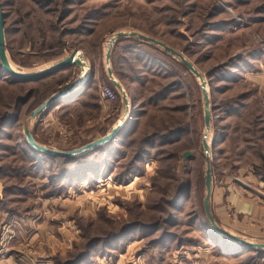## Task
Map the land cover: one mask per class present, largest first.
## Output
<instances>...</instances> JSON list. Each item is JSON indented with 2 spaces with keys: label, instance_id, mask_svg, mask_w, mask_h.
<instances>
[{
  "label": "rangeland",
  "instance_id": "1",
  "mask_svg": "<svg viewBox=\"0 0 264 264\" xmlns=\"http://www.w3.org/2000/svg\"><path fill=\"white\" fill-rule=\"evenodd\" d=\"M38 1L0 0L10 67L29 73L77 52L86 68L81 76V69L71 65L38 81L13 84L14 88L6 86L5 73L1 74L0 118L4 113H17L6 89H34L38 97L19 107V121L5 128L8 136L0 133V258L11 264H65L99 239L88 252L87 264H264V253L261 258L254 252L242 253L238 244L217 235L206 222L202 205L206 170L202 141L206 131L199 81L157 46L154 53L146 50L153 60L151 66L134 58H129L131 65L124 59L116 64L115 52L109 67L116 64V74L127 73L125 79L118 77L122 84L114 77L130 104L124 116L121 93L105 72L106 51L119 32L139 30L182 53L207 82L211 113L206 142L213 189L232 183L238 191L261 199L264 53L260 52L264 51V19H250L264 17V0ZM225 64L231 67L224 68ZM129 65L138 71L130 72ZM99 70L105 80L102 87L114 91L116 100L102 102L101 112L98 89L92 86L78 104L64 106L41 123L38 117L28 119L26 125L36 143L54 150L78 149L108 134L115 125L124 124L127 117L131 119L132 109L139 107L144 115L133 119L138 118L140 125L137 130L133 125L115 141L118 154L108 156L110 169L106 174L98 160L100 168L84 178L67 184L56 176L44 186L41 177H32L29 157L26 160L22 155L21 120L57 92L60 79L66 82L74 78L75 82L80 76L87 79L90 74L92 78ZM142 72L148 73L147 78H135ZM211 72L213 75L207 77ZM176 81L178 89L170 90L159 103H151L161 86L169 87ZM169 129L180 130L175 134L178 141L158 147L156 140L140 162L130 165L140 137ZM109 149L114 150L113 146ZM185 152L192 157L183 159ZM57 166L47 163L44 170L51 175ZM23 173L25 177H21ZM186 181L189 192L177 209L170 210L176 222L170 227L160 201H172L176 187ZM156 222L161 224L158 231H151ZM132 224L137 226L125 232L127 236L121 241L111 238ZM224 228L242 240L264 244L235 235L245 236L242 224ZM162 231L175 234L176 239L152 245Z\"/></svg>",
  "mask_w": 264,
  "mask_h": 264
},
{
  "label": "trees",
  "instance_id": "2",
  "mask_svg": "<svg viewBox=\"0 0 264 264\" xmlns=\"http://www.w3.org/2000/svg\"><path fill=\"white\" fill-rule=\"evenodd\" d=\"M38 1V0H37ZM40 5H44L43 1H38ZM69 10V8L67 9ZM68 11H66L65 13H63V15L58 19H62V17L67 14ZM139 41V40H138ZM134 42V39L132 40V44ZM135 43H143L145 44V47L147 48L148 51H152V53L156 52L155 49H159L156 46L147 43V42H135ZM116 45H114L115 47ZM133 46V45H131ZM165 53H167L166 51H163ZM260 53H264V51H261ZM168 54V53H167ZM169 55V54H168ZM170 58L174 59L176 62H179V64L184 68V70L186 71V73H190L187 68L185 67V65L179 60H177V58L172 57L171 55H169ZM126 59V58H125ZM245 64L247 67H250V62H248L247 60L245 61ZM145 64V62L143 63ZM150 64V63H149ZM149 64H145V65H149ZM152 64V62H151ZM151 66V65H149ZM226 67H231L230 65L225 64L224 68ZM222 68V67H221ZM220 68V69H221ZM64 70V69H63ZM62 71V70H61ZM60 72V71H59ZM5 73L0 65V77L2 76L1 74ZM57 73V72H56ZM112 73L115 76V70H112ZM55 74V73H54ZM6 75V74H5ZM53 75V74H51ZM117 75V74H116ZM191 75V73H190ZM212 72L208 74L207 77L212 76ZM7 76V75H6ZM8 79H11L14 83H26V82H30V81H23V80H19V79H15V78H11L9 76H7ZM117 77V76H116ZM229 80H231L232 78V72H229ZM2 78V77H1ZM118 78V77H117ZM41 80V79H39ZM228 80V79H227ZM38 81V80H36ZM62 85V84H61ZM169 87H167V85L165 86H161L158 90V92L156 93V97L153 99H151V103L153 104H157L159 103L166 95V93H168L170 90H176L179 87V83L176 81L174 83H171L170 85H168ZM211 86V84H210ZM87 87V84L82 86L81 88H79L75 93L71 94L70 96H68L65 101L70 100V98L75 97L77 94H79L82 91H85V88ZM173 87V88H172ZM59 90V88H58ZM37 92L35 91H31L29 92L27 95H24L21 99L20 98H16L15 100V108L13 109V112L17 111L16 114L14 113H4L5 115H3V117L1 116L0 118V133L2 134H6L8 136V133L5 131V128L9 129L10 125L13 124L14 122H18L19 120V107H22L24 104H26L27 101L31 100L32 98H34V101L36 100V96ZM40 103H38L39 105ZM132 104V103H131ZM18 109V110H17ZM133 112V109H132ZM133 116V113H131ZM38 117V116H37ZM180 130L177 129H169V130H165V132H155L154 134H149V135H144L142 137H140L141 139L138 141V152L136 153V155L133 157L132 161L130 162V165H134L137 162H140L143 157L145 155H147L150 152V149H152V147L155 145L154 142L157 140V144L158 147H162L164 144H172L176 141H178V137L177 133ZM126 133V131L124 130H120L116 136L114 137V139H112L110 142L101 145L95 149H92L90 151H87L79 156H74V157H58V156H51V155H47L38 151H35L34 149L30 148L25 140L23 139V143L24 145H21L22 151L24 154H22L26 160H28L27 157H29V172L32 173V177H41V183L44 186H49L50 183H52V181H54L56 179V176H58V181H66L67 184H70L72 181H76L78 178H84L88 173H94V170H96L97 168H100V166L98 165V160L102 162V165L104 166V173L106 174L108 172V170L110 169V164H109V159L108 156H115L118 154V149L116 147V145H113L115 143V141H119L120 137H122L124 134ZM176 134V136H175ZM105 136V135H104ZM1 142V141H0ZM1 144V143H0ZM18 146H20L21 142H17ZM23 146V147H22ZM113 146L114 150H110L109 147ZM2 146L0 145V149ZM33 153V156H32ZM117 153V154H116ZM104 154V155H102ZM29 155V156H28ZM101 156H103L102 159ZM101 158V159H100ZM97 160V161H96ZM56 163L58 166L56 167V169L54 170V172L49 173L51 175H47L48 172H46L47 170H44L46 168V164L49 163ZM97 162V163H96ZM49 171V170H48ZM101 172V169H100ZM26 173L21 174V177H25ZM88 176V175H87ZM61 187L64 185H60ZM189 183L188 181L181 183L180 185H178L175 189L177 195L175 196V198L172 201H163L161 200L160 203L164 205V208H162L164 214L167 215V220L165 221L167 225H169L170 227H173L176 222L173 219V215L171 214L172 209H177L178 208V204L180 202V200L185 199L186 195L189 192ZM11 192V191H10ZM6 209V208H5ZM6 211V210H5ZM7 213V212H6ZM205 216V214H204ZM206 218V217H205ZM206 222L208 224V226L210 227L207 219ZM160 222H156V224L151 225V231H158V227L160 226ZM137 224H132V225H125L123 226V228L120 230L119 233L117 234H113L110 235L111 238H116V240L121 241L123 236H127L128 230H133L135 228L132 227H136ZM149 227V228H150ZM142 229H146L144 227H140ZM129 234V233H128ZM176 235L173 233H169V232H161L160 233V237L159 239L155 240L154 242H152L151 244L154 246H158V245H162L163 243H166V240H175ZM110 238V239H111ZM100 240L99 239H95L92 242H90L89 246H88V250H85L83 253H81L77 258H74L73 261H69L65 264H87L88 262H86V260H88L89 255L88 252H90V249L93 247L94 244L99 243ZM104 242H108L107 240H105ZM177 246H179L180 241H177ZM239 248L243 251H247V252H254L256 254V256L258 258H261V256L264 253V250H258V251H252V250H245L243 249L240 245Z\"/></svg>",
  "mask_w": 264,
  "mask_h": 264
},
{
  "label": "crops",
  "instance_id": "3",
  "mask_svg": "<svg viewBox=\"0 0 264 264\" xmlns=\"http://www.w3.org/2000/svg\"><path fill=\"white\" fill-rule=\"evenodd\" d=\"M261 8L264 10V7H261ZM259 19H260V21H262L264 19V17H256V18L252 17L250 19V21L256 22ZM134 32L148 36V34L141 32L139 30L138 31L135 30ZM133 39H134V42L132 44ZM138 40L141 42H145V41L140 40L137 37L119 38L114 43V45H116V46L114 47V45H113V47H112V50L110 53V58H111L112 54L114 56L115 52H117L116 53L117 54L116 59H115L116 64L119 63V60H121L123 63V59H124V61H127V63L131 65L129 58H131V59L134 58L136 61H139L137 63H140V62H142V63L148 62L147 64L151 63V61H153V60L151 59V57H149L147 55V53H146L147 48L145 47V44L135 43V42H139ZM131 45H133V46H131ZM62 59L63 58L58 59V62L61 61ZM58 62H56V63H58ZM142 63H140V64H142ZM52 64H51V66L55 65V64H53V65ZM116 64H114V67L113 66L111 67V71L115 70ZM130 65L128 68L130 72L134 73V72L138 71V69H136L134 66H130ZM51 66L47 65L45 67H42V69H40V70L25 73V74L37 73V72L42 71V70L49 68ZM117 67H118V65H117ZM119 67H122V66H119ZM67 69H70V68L68 67V68L64 69V71ZM123 71L118 72V74L117 75L115 74V76L120 77V75H121L123 77V79H125V77H127V73L125 71L124 72ZM17 72H19V71H17ZM20 73H23V72H20ZM94 73L92 75V78L89 77L88 80L86 81V83L84 84V85L87 84V87H85L87 89H85V91L80 92L75 97L70 98V100L57 103L55 106L51 107L50 109L45 110L44 112H42L38 116L37 122L41 123L45 117H49L53 112H56V111L64 108V106H69L71 104H74V105L78 104V102L80 100H83V98L85 96H88V94H90V90H91L92 86H94L95 88L98 89L97 90L98 100H99L98 106L102 107V109L100 111L103 112V108H104L102 106L103 101L99 97V89L102 87L105 80L103 79L100 70L98 73L97 72H94ZM146 74H148V73L147 72H142V73H138V74L136 73L135 78H137V79H140L142 77L147 78ZM106 76H107V74H106ZM113 76H114V74H113ZM64 79L65 78H62V80L61 79L59 80L60 86H59V90H57V92L60 91L61 89H64L67 85H69L70 83H72L75 80L74 78H72V80H67L65 82ZM3 80L6 81L7 87L14 88L13 84H16V83H14L11 79H8V77H6L5 74L3 75ZM118 81H120V80L118 79ZM62 82H64V83L61 86L60 83H62ZM123 82L124 81H120L121 84ZM84 85H82V86H84ZM82 86H80V88ZM33 90L34 89H31V90L23 89V91L20 92V89L18 91L16 89H12L11 91H8V89H6L5 93H6L7 97L9 98V103H11V104L13 103V105H14L16 98L21 99L24 95H27L29 92H31ZM57 92H55V93H57ZM33 101H34V98L27 101L26 104H24V106L29 105L30 102H33ZM7 107L9 108V106H7ZM140 108L141 107H139V109H133V112H132L133 116L137 117V116H139V114L144 115L143 110H141ZM133 116L131 115V119L130 118L128 119V117H127V120H125V122L121 126L120 130H124V128H125L124 131L128 132L131 129V127H133V125H134V129L137 130V125L139 124L138 118L133 119ZM105 117H107V116H105ZM101 118H102V116H101ZM140 118L141 117H139V119ZM104 119H107V118H104ZM21 121L23 123L24 118ZM213 187L214 186H213V182H212V191H211V197H210V211H211L212 217L214 218L216 224L223 230L225 229L224 227H227V226L235 227L238 224H242L244 227L245 236H242L241 234H235V235L243 237V239H246L249 241L264 243V196L261 197V199H259V197H253L251 195V193L250 194L242 193V192L238 191L237 189H235L232 186V183L220 184L218 187H216L214 189H213ZM238 189H240V188H238ZM244 192H246V191H244ZM248 236H250L251 238H248ZM242 253H244V251H242ZM0 264H11V263L8 262V260H4L3 258H0Z\"/></svg>",
  "mask_w": 264,
  "mask_h": 264
},
{
  "label": "water",
  "instance_id": "4",
  "mask_svg": "<svg viewBox=\"0 0 264 264\" xmlns=\"http://www.w3.org/2000/svg\"><path fill=\"white\" fill-rule=\"evenodd\" d=\"M123 37H137L142 41H145V42H148L154 46H157V47L161 48L162 50L166 51L172 57L180 60L185 65L187 70L199 81V86H200V90H201V94H202V98H203L204 128H205L206 132L209 131L210 130V113H211L210 112V99H209L208 91L206 90L207 82H206V79L204 78V76L202 74H200L194 68V66L184 57V55L182 53L171 49L170 47H168L166 44H164L161 41H158L154 38L147 37L145 35H142L140 33L134 32V31L133 32H127V33L126 32H119V33H116L114 36L113 45H114L116 40H118L119 38H123ZM111 50H112V46L107 51L106 56H105L107 78L112 83V85L117 90L120 91L123 104L127 109L128 108L127 95H126L125 91L123 90L122 86L119 84V82L114 78L112 71H111V68L109 67ZM76 53L77 52H73L67 58H65V59L61 60L60 62L56 63L55 65H53L49 68H46L42 71H39L37 73L25 74V73H20V72L13 70L10 67V64L8 62V59L6 57V52H5L4 15H3L2 6L0 3V65H1L3 71L5 72V74L7 76H9L11 78L23 80V81L33 82V81L45 78V77H47L51 74H54L56 72H59L63 69H66L71 65H74L75 67L80 68L79 61L75 60V58H74ZM89 77H90V74L87 77V79L83 83H81V85H75V82H76L75 81V82H72L69 85H67L64 89H62V90L58 91L57 93L51 95L48 99H46L39 106H37L28 115V118L24 119L23 130H22L23 137H24L26 144L30 148L34 149L35 151H38V152H41V153H44L47 155H51V156L74 157V156H79V155H81L87 151L92 150V149H95L101 145H104V144L110 142L112 139H114V137L119 132V130L123 124L120 126H114L107 135H105V136H103V137H101V138H99V139H97L91 143H88V144H86V145H84L78 149L70 150V151L54 150V149H49V148H46L44 146L37 144L36 141L34 140V138L32 137L30 131L27 128L26 123H27L28 119L33 120L37 116H39L44 110H48L51 107L55 106L57 103L65 101V99L68 96L75 93L80 88V86L85 84ZM202 147L204 150L205 161H206V170H205V175H204L205 196H204V199L202 201V205H203V211H204L205 217H206L210 227L212 228V230L217 235L222 236V237L240 245L245 250H252V251L264 250V244L250 243V242H247L245 240H242V239L226 232L225 230L221 229L216 224L214 218L212 217L211 211H210V197H211V191H212V176H211L210 163H209L210 151H209L208 145L206 144L205 136L203 137ZM182 157H183V159H185L186 157H192V154L190 152H185Z\"/></svg>",
  "mask_w": 264,
  "mask_h": 264
},
{
  "label": "bare ground",
  "instance_id": "5",
  "mask_svg": "<svg viewBox=\"0 0 264 264\" xmlns=\"http://www.w3.org/2000/svg\"><path fill=\"white\" fill-rule=\"evenodd\" d=\"M115 36V35H114ZM114 36H113V38H112V43L110 42V46L108 47V49H107V51L110 49V47L112 46L113 47V39H114ZM107 51H106V53H107ZM77 56H79L78 54H76L75 56H74V58H75V60H78L79 61V63H80V68H81V76L84 74L83 72H84V69L86 68V66H84L82 63H81V61L77 58ZM106 56V55H105ZM87 74V73H86ZM81 76L76 80V82H75V85H81V83H83L85 80H86V76H85V78L84 79H82L81 78ZM207 90V89H206ZM129 109H130V104H129V102H128V108L126 109V107H125V112H124V116H125V114H127V113H129ZM122 120V119H121ZM120 120V121H121ZM116 126H120V125H116ZM208 132L209 131H207L206 132V138H205V141L207 140V134H208ZM206 144H207V142H206Z\"/></svg>",
  "mask_w": 264,
  "mask_h": 264
},
{
  "label": "built area",
  "instance_id": "6",
  "mask_svg": "<svg viewBox=\"0 0 264 264\" xmlns=\"http://www.w3.org/2000/svg\"><path fill=\"white\" fill-rule=\"evenodd\" d=\"M99 97L103 102L110 103L116 100V93L109 87H101L99 89Z\"/></svg>",
  "mask_w": 264,
  "mask_h": 264
}]
</instances>
